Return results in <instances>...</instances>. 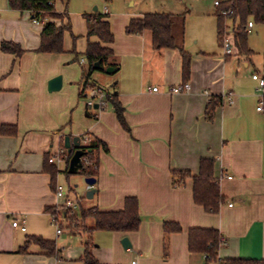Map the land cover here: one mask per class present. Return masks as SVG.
Masks as SVG:
<instances>
[{"label":"crops","instance_id":"crops-1","mask_svg":"<svg viewBox=\"0 0 264 264\" xmlns=\"http://www.w3.org/2000/svg\"><path fill=\"white\" fill-rule=\"evenodd\" d=\"M54 4L57 11L67 13ZM95 12L107 14L115 36L110 45L115 61L104 67L113 66L120 75L115 81L110 78L106 85L111 83L112 89L105 91L117 94L127 127L110 102L95 108L79 98L85 97L87 90L81 92L86 81L78 66L71 64L77 61L71 36L82 33L86 50L84 14ZM145 13L111 14L98 7L90 12L86 7L83 30L75 26L73 30L72 25L73 34H65V51L53 54L37 51L44 25L48 21L66 24L69 14L63 23L46 17L37 24L31 11L14 9L10 0H0V128H16L0 133V264H84L87 230L62 227L58 233L52 221L62 204L56 187L65 184L61 180L63 175L68 178L69 164L48 159L64 147L66 135L85 134L101 139L109 150H99L92 198L86 196L88 189L78 197V184H65L70 196L81 199L75 214L83 218V209L122 210L128 196L137 197L140 205L137 231H94L92 252L102 264H207L203 253L189 249V230L194 227L220 231V259L264 261V109H258L261 95L253 78L254 73L264 77V50L250 45L248 39L252 52L239 53L229 20L232 52L220 45L218 33L211 45L184 48L191 57L185 79L178 49H155L147 31L126 32L130 20ZM251 21L249 33L256 26ZM2 41L18 43L24 52L18 57L5 52ZM81 60L87 62L84 55ZM59 74L62 88L50 91L49 80ZM184 82L190 83L189 91L172 92L171 87ZM230 92L233 103L228 100ZM215 96L221 102L209 119L207 104ZM206 157L215 159L214 176L224 198L217 213L195 202L192 176L181 179L173 174L177 170L198 175L201 159ZM16 219L26 220V231L14 227ZM165 221L180 223L182 231L167 234ZM84 222L88 228L95 224L93 218ZM32 237L55 242L56 253L48 254ZM124 237L130 239L131 247L123 246Z\"/></svg>","mask_w":264,"mask_h":264},{"label":"trees","instance_id":"trees-1","mask_svg":"<svg viewBox=\"0 0 264 264\" xmlns=\"http://www.w3.org/2000/svg\"><path fill=\"white\" fill-rule=\"evenodd\" d=\"M56 0H10V6L14 9L22 11H31L35 19H42L46 17H65L67 13L59 12L55 8ZM217 11V33L220 45H224V35L228 32V21L232 20L234 24L233 38L234 45L239 53H251L248 45L249 29L248 24L251 20L256 22H264V0H221ZM226 12V13H224ZM84 18L87 26V48L82 54L86 57L88 62V70L84 74L91 76L97 69L95 64L101 61L104 66L109 62L110 58L114 57L113 47L110 46L115 36L111 29L110 21L106 13L95 12L85 13ZM174 18L172 13L168 12H149L141 17L132 18L126 27V32L129 34H137L147 31L150 33L152 46L155 49L161 50L166 48L178 49L182 56V72L185 79L190 74V54L182 47H179L176 37L173 32ZM66 32H72V24L68 21L66 24H57L54 21H48L41 33V44L37 51L44 53L59 54L65 51L64 39ZM96 36L99 40L92 41V37ZM73 37L76 36L73 34ZM106 44V45H105ZM1 49L5 52L15 53L18 56L22 55L24 49L18 43L13 41H2ZM72 52L78 59L79 52L73 47ZM115 67H119L118 63H114ZM103 68V67H102ZM101 68V69H102ZM88 84H84L82 94L91 88ZM87 93V92H86ZM85 93V97H86ZM109 93V92H108ZM107 102H110L116 110L118 119L124 127H127L124 118V107L118 101L117 94L112 93L108 95ZM221 102V97L215 96L210 99L207 104V118L212 119L216 106ZM104 107V106H103ZM16 130L14 125H4L0 128L1 134H8ZM80 147L84 150L83 157H88L89 163L82 161L79 172L85 174L87 177H93L98 169L99 164V150L102 148L108 151L107 144L98 138L90 137L85 134L80 137ZM72 153H69L71 158ZM70 159H68L69 164ZM95 165L97 167L95 168ZM69 166V165H68ZM66 170V174L73 173ZM215 159L202 158L200 162V173L198 175H191L188 171H173L174 177L181 175V179L192 176L194 181L193 195L196 203L202 205L206 211L217 213L220 210L224 198L221 194L220 185L214 176ZM51 172L53 176L56 175V168ZM178 180H174L177 183ZM83 222L87 218H93L95 224L87 230V238L85 240V251L81 259L84 264H102L93 254L92 248L94 245L93 233L96 230L121 231L132 232L137 231L141 224L140 205L139 200L135 196H128L125 198V206L118 211H99L96 208L83 209L81 211ZM164 230L167 234L182 231V226L178 222L165 221ZM31 241L39 243L42 247L48 249V254L56 253V243L45 240L41 237H32ZM222 243L221 233L216 228H201L194 227L189 230V249L191 252H199L206 254L209 258L206 259L207 264H264L263 260L259 259H220L219 249ZM21 251H25L23 248Z\"/></svg>","mask_w":264,"mask_h":264},{"label":"rangeland","instance_id":"rangeland-1","mask_svg":"<svg viewBox=\"0 0 264 264\" xmlns=\"http://www.w3.org/2000/svg\"><path fill=\"white\" fill-rule=\"evenodd\" d=\"M56 2L57 7H62V11H66L69 14L73 30L74 26L75 28L80 27L81 30H83L84 22L82 14L84 8L89 7L91 12L95 7H98L102 12L108 9L111 14H139L141 12L172 13L174 18L173 32L177 44L179 47L189 50L191 48L200 49L203 47L204 43L211 45L210 43L215 41L217 36L218 6L215 4V0H56ZM63 18L64 17H59L60 21L58 20V22L63 23ZM260 23L261 22H255V29H253L252 33H249L248 39L250 45L255 46L259 50H264V24ZM229 34V31L225 33L224 44L227 39L231 40ZM71 37L72 49L75 47L77 52L85 50L86 40L84 36H82V33H78L76 38L73 36ZM73 56L76 58L75 54H73ZM82 56L83 54H79L77 61L71 63L78 66L77 71L80 77L82 76L81 78H83L88 70V62H81ZM110 60H114V57H111ZM110 60L109 62H111ZM119 75L118 72L108 73L107 67L103 66L102 69H96L91 76H86L83 81H88V83L95 86L97 90H111V83L106 85L107 82L110 81V78H113V81L117 80ZM102 81H104L103 85H101ZM82 84L83 90L85 82ZM79 98L83 103H87L88 101L87 97L82 96ZM90 109L92 108H89V110ZM61 181L67 185L78 184L76 187L78 197L84 195L87 191L86 179L80 173L71 174L68 178L66 175H63ZM54 213L60 216V227H65L70 231L88 229L86 223L82 221L83 218L78 217L77 214H75L76 212H69L64 215L62 208L58 207ZM78 239L80 240L79 236Z\"/></svg>","mask_w":264,"mask_h":264},{"label":"built area","instance_id":"built-area-1","mask_svg":"<svg viewBox=\"0 0 264 264\" xmlns=\"http://www.w3.org/2000/svg\"><path fill=\"white\" fill-rule=\"evenodd\" d=\"M220 1L221 0H215V4L219 5ZM224 13H226V12H224ZM34 22H36L37 24L42 23L40 19H34ZM252 26H253V22L250 21L248 24L249 31H250ZM224 47H225L227 53L232 52L230 39H227V41L224 44ZM253 78L258 81V88L257 89L261 95V104L258 106V109L262 110V109H264V77L258 73H254ZM190 88H191L190 83L184 82V83H180V84H177V85L171 87V90L174 93H180V92H187L190 90ZM153 90L157 91L158 86L153 87ZM108 95H109V93L106 92L105 90H101V89L97 90L95 87L89 89L86 93V97L88 99L87 106L88 107H94V105L96 103H98L99 106H104L107 103ZM228 100L230 103L234 102L233 95L231 92L229 93ZM68 159H70L69 152H68V149L64 146V147H61L58 151L52 153V155L49 156L48 160H49V162L54 163V162H66V161H68ZM81 160L85 161V163H89V161H90L87 156L86 157L82 156ZM96 167H97V165H95V168ZM229 178H231V176H229ZM93 188H94V185L87 184L88 190L93 189ZM56 196L59 200L62 201V204L59 207L62 208L64 215H66L69 212H76L77 209L80 207L81 199L70 196L69 195V189L63 183L57 184ZM52 221L57 226V232L62 233L63 230H62V227H60V216H57L54 213L52 215ZM13 225H14V227L20 228L22 231L27 230V222L25 219H22L21 221L16 219L13 221ZM204 258L207 259V258H209V256L204 254ZM209 264H211V263H209ZM216 264H218V263H216Z\"/></svg>","mask_w":264,"mask_h":264},{"label":"water","instance_id":"water-1","mask_svg":"<svg viewBox=\"0 0 264 264\" xmlns=\"http://www.w3.org/2000/svg\"><path fill=\"white\" fill-rule=\"evenodd\" d=\"M94 9L96 10L97 7H95ZM95 67L97 69L102 68L103 66L101 65V61H97L95 64ZM114 71H115V68L113 66L107 67L108 73H112ZM62 85H63V76H62V74H59V75H57V76H55L49 80L48 89L50 91H57V90H60L62 88ZM94 107L98 108L99 104L96 103L94 105ZM80 145H81L80 136L71 137L70 135H66L64 137V146L68 149L69 153H72V156H71L70 161H69V168H68V171L71 173H76L77 170L82 165L81 159H82V156L84 154V150L80 147ZM86 182L88 184L94 185V183L96 182V178L95 177H87ZM95 192H96L95 188L90 189L87 191L86 196L88 198H92L94 196ZM122 244L125 248L132 246V243L128 237H124L122 239Z\"/></svg>","mask_w":264,"mask_h":264}]
</instances>
